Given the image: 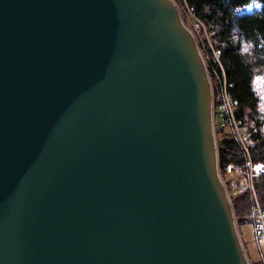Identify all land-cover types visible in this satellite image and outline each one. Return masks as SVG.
Wrapping results in <instances>:
<instances>
[{
	"label": "water",
	"instance_id": "95a60500",
	"mask_svg": "<svg viewBox=\"0 0 264 264\" xmlns=\"http://www.w3.org/2000/svg\"><path fill=\"white\" fill-rule=\"evenodd\" d=\"M214 120L174 0H0V264H251Z\"/></svg>",
	"mask_w": 264,
	"mask_h": 264
},
{
	"label": "trees",
	"instance_id": "16d2710c",
	"mask_svg": "<svg viewBox=\"0 0 264 264\" xmlns=\"http://www.w3.org/2000/svg\"><path fill=\"white\" fill-rule=\"evenodd\" d=\"M177 1L183 14L191 9V20L198 27L193 33L212 82L221 173L231 166L245 179L252 175V189L230 194L237 224L240 230L253 225L260 241L256 216L259 210L264 214V90L261 93L259 85H264V0ZM257 3L259 12L237 14L238 9ZM259 166L257 173L252 172Z\"/></svg>",
	"mask_w": 264,
	"mask_h": 264
},
{
	"label": "rangeland",
	"instance_id": "374dc122",
	"mask_svg": "<svg viewBox=\"0 0 264 264\" xmlns=\"http://www.w3.org/2000/svg\"><path fill=\"white\" fill-rule=\"evenodd\" d=\"M176 1L177 0H174L175 3H176ZM179 9H180V12L182 14V17L184 19L186 26L189 27V29L191 28L192 32H193V30L194 31L197 30L198 27L195 24V21L191 20L190 12H186L183 14L184 10L180 7H179ZM260 10H261V5L259 3L250 4L246 7L238 9L237 14L239 16L251 15V14L259 12ZM259 85L261 86L260 91L262 93V91L264 90V85H262V84H259ZM226 107H227V105H225V108ZM235 131H236V129H235ZM253 169L254 170H252V172L257 173L258 170L261 169V166L253 168ZM225 170L222 171L224 173H221V177L227 186L229 185V183H231V185H229V186L232 188V192L231 193L229 192V194L234 193V195L238 196L244 191L245 188L248 187L249 189H252V187H253L252 181H251L252 175L249 176V179H247V178L245 179L244 177H242V174L240 173V171L237 168L232 169V167L229 166ZM234 183H236V186H233ZM233 208H234V206H233ZM257 214H258V216H256L257 217L256 220L258 221V223H259L258 225L260 227V226H262V223L264 224V214L261 215L260 210ZM237 226H238V224H237ZM254 229H255L254 226L251 224H249V225L245 224L244 226L241 227V230L238 226V231H239L242 243L244 245L246 254L249 257L248 258L249 261L252 263L258 264L259 261L264 260V236H262V232H261V234L259 236L262 237L263 240L261 239L262 241L261 240L258 241L256 232Z\"/></svg>",
	"mask_w": 264,
	"mask_h": 264
},
{
	"label": "built area",
	"instance_id": "2783aa9c",
	"mask_svg": "<svg viewBox=\"0 0 264 264\" xmlns=\"http://www.w3.org/2000/svg\"><path fill=\"white\" fill-rule=\"evenodd\" d=\"M187 12H190V14H191V9L190 8H187ZM191 17H192V14H191ZM225 169H227V168H225ZM260 229H261V232H262V236H264V224L263 223H262V226H260Z\"/></svg>",
	"mask_w": 264,
	"mask_h": 264
}]
</instances>
